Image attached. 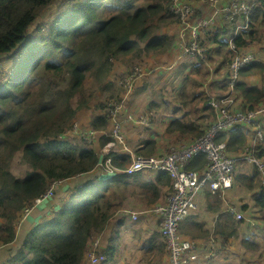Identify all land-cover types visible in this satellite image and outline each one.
<instances>
[{"label":"trees","instance_id":"16d2710c","mask_svg":"<svg viewBox=\"0 0 264 264\" xmlns=\"http://www.w3.org/2000/svg\"><path fill=\"white\" fill-rule=\"evenodd\" d=\"M139 1L0 0V56L15 58L3 73L0 72V246L4 249L0 252V261L6 259L5 264H87L92 236L109 228L114 213L129 196L138 199L143 206L152 207L167 202L173 191L169 171L146 170L129 174L124 170L130 164V154L111 151L113 153L107 156L110 155L120 169L116 174L87 177L71 188L66 197L54 203L49 214L41 216L28 230L23 241L17 243V225L24 210L32 206L35 198L52 182L61 180L64 184L95 170L101 147L108 141L102 133L112 127L110 103H121L122 114L136 92L135 81L128 89L119 84L125 74L113 75L114 68L121 66V59H146L143 63H148L151 62L148 58L157 55L158 60V56L163 55L162 58L169 61L172 54L173 64H184L177 74L187 72L190 65L195 64L189 57L179 58L181 50L173 35L179 19L168 10L170 0H147L142 5ZM54 4L57 13L51 20L38 22L40 14ZM248 23L249 28L235 39L240 47L237 49L245 54L249 45L255 43L253 45L263 51L264 0H255ZM235 53L230 50L225 54L227 64ZM134 64L144 66L142 62ZM134 64L127 70L131 72ZM239 74L234 96L239 99L237 109H256L264 105L262 52L244 63ZM256 76L261 77V87L250 82ZM189 78L192 77H184L185 80ZM202 79L207 80L205 74ZM89 80L109 91L107 101L91 99L87 94L92 85H87ZM199 82L201 80L191 84L195 94L189 101L188 86H183L185 102L173 108L166 127L172 137L167 148L194 141L214 122L215 109L209 104L210 98L197 90ZM115 83L117 88H114ZM189 102L193 104L192 114L177 115ZM91 107L95 113L84 115ZM145 113L150 114L149 109ZM124 128L127 131L140 129V124ZM261 129L264 130V125ZM87 130L100 132L99 142L97 139L91 144L90 138L80 132ZM254 131L252 127L234 125L221 129L215 139L225 142L227 151L239 160L234 185L244 186L253 193L255 206L264 216L262 174L255 162L247 160V156L255 155L264 161V143L252 148ZM143 138L136 154L149 157L166 153L164 147L169 139ZM247 149L256 152H245ZM241 155L243 159L238 158ZM15 162L24 167L20 173L15 171ZM241 162L244 166H240ZM207 164V154L201 152L185 164V169L203 172ZM246 164L251 170L245 169ZM228 192L230 190L225 194L212 192L207 188L201 208L214 219L209 221L208 215L201 217L198 209L184 219L180 233L201 240L215 234L220 239L218 252L224 253L230 239L238 236V228L245 222L225 210V205L234 204ZM239 208L248 210L249 206L243 204ZM125 220L122 217L118 224L124 225ZM120 237L119 228L103 247L107 260L116 258L120 248L116 241ZM247 237L242 238L241 243L247 250L260 251L262 259L264 237L261 241L255 235ZM154 243L156 254L165 252L167 255L164 240ZM230 255L231 252L225 253L223 259ZM206 261L202 264H219L215 258Z\"/></svg>","mask_w":264,"mask_h":264},{"label":"built area","instance_id":"2783aa9c","mask_svg":"<svg viewBox=\"0 0 264 264\" xmlns=\"http://www.w3.org/2000/svg\"><path fill=\"white\" fill-rule=\"evenodd\" d=\"M253 7L254 4L249 0H170L168 10L179 19L175 31L176 43L181 50L179 58L189 57L194 62L203 64L210 77L214 76L215 66L209 62L212 50H209L208 45L205 44L206 36H211L217 28L223 29L226 25L233 27L232 36L228 40V49L236 53L230 63L227 79L222 80V89L225 91L219 95L214 87L204 84L205 81L200 88L201 92H204L210 98L209 104L215 109L216 114L213 124L206 133L198 136L188 144L166 148L164 151L166 153L162 155L147 157L136 153L131 154V152L135 151L132 147H129L130 145H127V138L122 137L123 124L135 122L138 124L144 123L146 126L149 124V118L146 114H143L146 118L138 119L129 115L123 119L120 115L122 104L116 101L110 103L113 139H109L101 147V156L96 168L103 174H116L120 169L112 162V157L110 155L107 156L113 153L111 151H114L117 153L130 152L133 161L124 170L129 174L146 170H167L170 172L174 189L169 195L167 202L139 211L140 213L130 212L133 221L139 220L142 213H149L160 218L162 235L167 244L170 264H197L200 259L205 262L211 258L216 259L215 256L209 255L215 253V251H210L211 249L217 250L216 255H219V248H215L214 245L204 247L198 241L201 239L192 237H190L192 240L186 239L179 230L184 219L198 210L197 197L205 192L206 187L211 188L214 192L221 191L225 194L233 186L237 158L227 151L225 142L215 139L216 135L221 129L241 124L255 129L252 141L254 145L264 138V131L261 129L262 125H253L254 122L264 117V106H260L257 109L238 110L239 99L236 101L234 97L240 67L242 64L254 59L257 54L256 50L251 49H248L247 53L242 54L234 42V38L239 34L240 30L248 27V23L240 18L241 15H245L248 18ZM198 13H202V15ZM1 69L0 67V71ZM147 71L145 66L134 64L131 72H127L119 80V84L129 89L128 84L131 80L149 74ZM127 111L131 110H125V112ZM75 129L78 130L77 124ZM80 132L85 134L86 138H90V143L98 136L94 130ZM201 152L206 153L208 158V164L204 171L185 169V164ZM242 157L243 155L238 158ZM247 158L255 162L262 172L264 184L263 159L256 158L253 155H249ZM62 184L63 181L61 180L52 182L45 192L35 198L34 204L24 210L18 222V229L22 227L24 221L29 218L31 212L39 204L56 194L57 189ZM229 208L232 211L235 210L232 206H229ZM236 216L238 219L245 218L242 212H236ZM248 221L251 226L256 225L255 219L249 218ZM220 254L223 256L222 252ZM208 255L211 257H208ZM86 257H88L87 264H105L108 262L103 247L101 246L100 250H98V241L94 240H92V246L88 250Z\"/></svg>","mask_w":264,"mask_h":264},{"label":"rangeland","instance_id":"374dc122","mask_svg":"<svg viewBox=\"0 0 264 264\" xmlns=\"http://www.w3.org/2000/svg\"><path fill=\"white\" fill-rule=\"evenodd\" d=\"M146 1L147 0H140L139 4L142 5ZM55 4L52 6H49L48 8L45 9V11H43L40 14L38 22L48 23L51 20V18L57 13L56 12L57 9L54 7ZM175 31H176V28L174 29L173 32ZM26 46H28V44ZM257 48H259V46ZM6 56L7 55L0 56V66L2 67V71H0L1 73H3L6 70V66L13 63V61L15 60V58L10 60ZM162 56L163 55L158 56L159 59L156 60L157 55H154L151 58H148L149 61H151L148 63H143V62H146V59H142V60L138 58H132L129 60H127V58L121 59L120 65L122 67L121 66L115 67L113 70V75H118L120 73L126 74L127 72H130L127 69L131 64L142 62V64L148 70L147 72H149V74L147 76L143 75L145 77H142L141 80H140L141 77H139L138 79L131 80V82L135 81L134 87L136 90V92L133 95L134 98H132V100L130 101V105L128 108V109H131V111L122 112V114L120 113V115L123 119L127 118V116L129 115L135 116L138 119H142V118H146V116H143V114H146L145 113L146 110L149 109L150 114H146V115L152 119L151 125H149L150 127H147L146 129V127H143L144 123H141L140 130L143 131L146 129L148 130V133L150 136H156V137L161 136L162 138L168 139L169 137H171V133L166 132L165 122H167L168 119H165V118L170 119V115L171 117L173 115V112H172L173 108L185 102L183 98V85L188 86L187 88V94L189 96L188 101L195 94L193 90L191 89V84L194 83V81L197 82V78L194 79L192 77V78L185 80L184 77L186 75H190V71H193L195 72V74L197 73L201 75L200 80L201 82H203L202 77L205 71L202 70L201 73H198L197 72L198 70L194 67V65L191 64L190 65L191 69L189 70L187 69L188 73L185 72L184 70L180 74H177V70L182 69L184 64H180L179 66L178 64L177 65L173 64L172 54L169 56V61L164 60ZM263 60H264V56H263ZM191 61H194V60H191ZM198 67L202 68L200 65H198ZM131 82L128 84V87H130ZM91 83L92 81L89 80L87 85L89 86L91 85ZM115 87L117 88V83L114 84V88ZM87 94L91 95V99L93 101H98V100L107 101L109 97L108 95L109 91L102 90L101 88H99V85L97 82L92 83L90 90H88ZM192 105H193L192 102L191 103L189 102L188 107L184 106L183 111L181 112L179 111L177 115H179L180 117L187 116L186 115L187 113L191 115L193 112ZM94 111L95 110L91 107L87 109L86 112H84V115L92 116L95 113ZM131 126H132L131 123L123 124V127L129 128ZM112 131H113V127H111L110 130H107L102 134H105L106 137L110 136V140H111L113 139ZM132 132H133V128H129V131H127L126 128H122V131H121L122 137L128 139L127 145L128 146L132 145L136 149L137 146H135V144L136 143L138 144L136 140L138 139L139 135L136 134L134 138L130 139L129 133H132ZM98 133L100 132H97V134ZM97 139L99 142V138L98 136H96V139H94V141L91 144L95 143ZM97 145L98 144H96V146ZM128 153L130 154V152ZM132 153H135V152H131V154ZM131 154H130V157H131L130 164L133 161V157L131 156ZM241 165L244 166V163L241 162L240 166ZM249 166L250 165L246 164L245 169L251 170ZM252 167L253 166H251V168ZM23 169L24 167H21V165H18V163L15 162L16 173H20L21 171H23ZM97 172L100 173L101 171L98 170ZM95 173H96V170L95 172L92 173V175L93 174L96 175ZM237 173H238V168H236L235 175ZM228 194L233 197V203L236 205L237 209L240 210L239 205L242 206L243 204H247L249 208L248 210H244V211L248 215L254 216L257 223L255 226H251L245 221L241 226H239L238 236L230 239L231 241L228 243V247L223 253V256L221 254L216 255L217 250L215 249H211L210 251H215V253H211L209 255L215 256L216 261H218L219 264L227 263V261L234 262L235 264H264V257L261 259L260 251H257V250L251 251L250 249L247 250L245 246L241 243L242 238H248L247 236H250V235H255L256 238L260 241L264 237V216H263V213L260 212L255 206L253 193L248 188L235 184L234 187L230 190V192H228ZM130 198H134V197L129 196L128 199ZM204 199H205V196L199 198L200 208H198L199 212H201L200 216L203 218H204V215H208L206 214L205 210L201 208V201ZM148 208L150 207H145L140 210H133V212L143 211ZM122 213H123L122 210H118L114 216V218L117 219V222L115 219L113 221L114 223L111 222V225L109 226V228L106 231H104L105 233L99 234V235L96 234L92 238V240L98 241V250H100L101 246L105 247L107 245V243L109 242L110 236L112 234H115L119 228L121 229V237L119 238L120 240L117 239L116 241V243H118V246L120 247L117 254L115 255L116 258L111 261L108 260V262L105 264H154L153 260L161 258L162 256V254H156V249L153 251L149 249L152 239L154 240L162 239L161 235L157 234V232L160 231V229L157 228L156 222L153 221L152 218H144L141 221H136V222L127 220L123 226H120L118 224V221L122 218L120 217ZM207 217L209 221H212V219H214L212 214H210V216L208 215ZM184 238L192 240V238L190 237H184ZM218 238L219 236L212 234L207 238V240L203 239V240H198V241L201 244H203L204 247H211L212 245H214L215 248H218L217 244L220 242L219 241L220 239ZM253 238L254 237H250V239H253ZM0 252L1 253L4 252V249H2V246H0ZM230 252H231V255L228 258L223 259L224 254L230 253ZM209 255L208 257H211ZM165 260L158 261L156 264H170L168 259L165 258ZM5 261L6 259H2L0 261V264H5L4 263ZM87 261H88V257H87ZM204 262L205 261L203 259H200L197 264H202Z\"/></svg>","mask_w":264,"mask_h":264},{"label":"crops","instance_id":"0c3cea01","mask_svg":"<svg viewBox=\"0 0 264 264\" xmlns=\"http://www.w3.org/2000/svg\"><path fill=\"white\" fill-rule=\"evenodd\" d=\"M214 34V33H213ZM205 44L208 45V49L212 50V54H210L209 57V62L210 64H212L213 66H215V73L214 76H209L208 72L206 71V68L203 64H200L198 62H193L194 67L196 69H200L201 71L204 70L207 80H203V82L205 81L204 84H209L210 86L214 87L215 90L218 92L219 95H221L225 90L222 89V80H224V76H226L227 78V71H228V64L226 62V58H225V54H226V49L222 48L219 44H217L214 40H213V35L212 36H206L205 39ZM263 56H264V51H261ZM198 65H200L202 68L198 67ZM120 66V65H119ZM200 75V74H199ZM191 77H196L197 75H193L192 72L190 73ZM199 79L201 77L197 76ZM260 77V76H259ZM258 76L253 77L250 79V82L253 81L255 83H257L259 86L261 84V81L259 79ZM203 78V77H202ZM261 78V77H260ZM209 80V81H208ZM208 81V83H206ZM248 81V80H247ZM249 82V81H248ZM261 87V86H260ZM132 126L135 125L136 123L131 122ZM156 126V125H155ZM147 129V127H146ZM143 130L141 132L140 129H133L132 133H129V138L132 139L136 136V134L139 135L138 139L136 140L139 144H142V138H147L149 136L148 130ZM140 130V131H139ZM152 131V130H151ZM146 136V137H145ZM143 138V139H144ZM161 139H163L161 136L159 137ZM169 140L167 141L166 146L164 147V149H166L170 144H171V140L172 137L168 138ZM139 144H135V146H137L136 148H138V146H141ZM132 146V145H131ZM100 174H102L100 172ZM92 173L90 175H83V176H76L75 180H73V178L71 180H68L66 183L62 184V186L59 187V189L57 190L56 194L44 201L42 204H40L39 206H37L32 212L31 215L29 216V218L24 221L22 227L19 230V234L17 237V243H20L23 241L26 233L28 232V230L30 228H32L41 218V216L45 215V214H49L55 207V202L58 201L61 198H64V196L66 197L69 193V190L73 187H75L76 185H79L82 183V181H84V179H86L87 177H91ZM99 175V174H98ZM55 203V204H54ZM146 206H143L140 201L138 199L135 198H130L122 204V206H120L118 210H124L122 215L120 217L126 218L125 222L129 220V216L130 212L133 210H140L142 208H145ZM117 211L115 212V214L117 213ZM144 218H152L153 221L156 222V226L159 229V218H157L156 216H153L151 214L148 213H142L139 221H141ZM116 218L112 219L111 222H113ZM117 222V219H116ZM114 223V222H113ZM125 224V223H124ZM161 230V229H160ZM157 234L159 235V231L157 232ZM184 237H190V236H185ZM155 241H160V240H154L152 239L151 241V245L149 246V249H151L152 251L155 250V246L156 244L154 243ZM155 254V253H154ZM165 258L167 259V255L164 252L161 256V258L155 259L153 260V263L156 264L158 261H163L165 260ZM166 261V260H165ZM168 261V260H167ZM85 264V263H84Z\"/></svg>","mask_w":264,"mask_h":264},{"label":"clouds","instance_id":"9594fccd","mask_svg":"<svg viewBox=\"0 0 264 264\" xmlns=\"http://www.w3.org/2000/svg\"><path fill=\"white\" fill-rule=\"evenodd\" d=\"M249 1H251L253 4H255V0L254 1H252V0H249ZM254 8V7H253ZM253 10V9H252ZM252 10H251V12H250V14L252 13ZM250 14H249V16H250ZM241 19H243L244 20V22H247L248 23V19H249V17L248 18H246L245 17V15H241V17H240ZM249 28V23H248V27L247 28H243V29H241L240 30V32H239V34L234 38V42L236 43V41H235V39L238 37V36H240L241 34H243V30H246V29H248ZM232 29H233V27L231 26V25H226L223 29L222 28H217V30L216 31H214L213 33H212V35H213V40L217 43V44H219L222 48H224V49H226V53L228 52V51H230V49H228V40H229V38L232 36ZM173 35H174V42L176 43V33L175 32H173ZM211 35V36H212ZM253 44H255V43H253ZM253 44H250L249 45V47H250V49L251 50H256V52L258 53L259 51L261 52V50H260V48H257L258 46L256 45V46H254ZM236 45H237V43H236ZM238 47V46H237ZM238 48H240V47H238ZM209 50H211V49H209ZM232 51V50H231ZM257 55V54H256ZM234 57H235V55H234ZM234 57H233V59H234ZM226 58V57H225ZM190 59V58H189ZM232 59V60H233ZM190 60H192V59H190ZM232 60H231V62H232ZM253 60V59H252ZM251 61V60H250ZM230 62V63H231ZM230 63L228 64V71H229V66H230ZM247 63V62H246ZM243 65V64H242ZM1 67V66H0ZM2 68V67H1ZM191 69V68H190ZM240 69H241V67H240ZM1 71H2V69H1ZM228 71H227V77H228ZM192 72V74L193 75H197V76H199L200 77V75L199 74H195V72H193V71H190V73ZM239 72H240V70H239ZM148 75V74H147ZM146 75V76H147ZM240 75V74H239ZM194 77V79L195 78H197V81L198 80H200L198 77ZM142 77H145V76H142ZM142 77L140 78V79H142ZM239 77V76H238ZM224 79H227L226 78V76H224ZM237 82V81H236ZM199 84L200 85H198V88H197V90L199 91V92H201V90H200V88H201V86H202V84H203V82H199ZM184 86V85H183ZM236 88V87H235ZM235 93V92H234ZM262 106H264V105H262ZM259 108V107H258ZM257 109V108H256ZM129 110H131V109H129ZM148 110V109H147ZM145 112V111H144ZM149 118V117H148ZM165 119H168V121L167 122H165V126L167 127V125L169 124V118H165ZM165 119H164V121H165ZM263 119V120H262ZM151 121H152V119L151 118H149V124L148 125H144L145 127H150L149 125H151ZM260 122V123H259ZM128 123H131V122H128ZM127 123V124H128ZM133 123H135V122H133ZM136 124H138V123H136ZM257 124H260V125H264V117H262V118H260L259 120H257L256 121V125ZM264 131V130H263ZM150 136V135H149ZM254 136V135H253ZM153 137H155V138H158V139H161V138H159V137H156V136H153ZM110 139V137H108V140ZM253 141V140H252ZM264 143V138H263V140L262 141H260L258 144H256V145H254L253 144V142L251 143L252 144V148H257L258 146H260L261 144H263ZM131 146V145H130ZM132 147V149H134V151L137 149H135L133 146H131ZM139 147V146H138ZM242 152V151H241ZM245 152H256L255 150H247V151H245ZM254 157H256L255 155H254ZM257 158V157H256ZM248 160V159H247ZM236 168H237V165H236ZM95 170H96V175H100V176H102V177H105V176H107V175H114V174H100L99 172H97L98 170H97V168H95ZM95 170H93L92 171V173L93 172H95ZM258 170H259V168H258ZM143 172H145V171H143ZM261 174H262V172H261ZM94 176V174L91 176V177H93ZM262 178V183H263V175H261V177H260V179ZM235 179H236V177H234V182H235ZM233 185H234V183H233ZM206 188H209V187H206ZM232 188H233V186H232ZM232 188H230L229 190H231ZM263 188H264V184H263ZM211 189V188H210ZM212 190V189H211ZM212 192H214V191H212ZM172 193V192H171ZM205 193H206V190H205V192L203 193V194H201V195H199L198 197H197V203H198V206H199V198L200 197H204L205 196ZM42 204V203H41ZM40 205V204H39ZM38 205V206H39ZM229 206H232V207H234V211H232L230 208H229ZM199 208V207H198ZM225 210H229L230 212H232L233 214H235V216H236V212H242V211H244V210H239V209H237L236 208V205L235 204H228V205H225ZM124 211V210H123ZM245 212V211H244ZM149 214V213H148ZM244 215H245V218H242V219H244L248 224H250L249 223V221H248V219L249 218H253V219H255L254 218V216H250V215H248L246 212L244 213ZM114 216H115V213H114V215H113V217H112V219L114 218ZM129 216V220L130 221H133L132 219H131V215H128ZM154 216V215H153ZM157 218H159V217H157ZM236 218H237V216H236ZM111 219V220H112ZM160 219V218H159ZM238 219V218H237ZM27 220V219H26ZM25 220V221H26ZM240 220V219H239ZM137 221H139V220H137ZM159 221H161V220H159ZM255 221H256V219H255ZM133 222H136V221H133ZM110 223H111V221H110ZM109 223V224H110ZM256 223H257V221H256ZM108 224V225H109ZM123 226V225H122ZM255 226V225H254ZM17 229H18V225H17ZM159 229H161L160 231H159V234L161 235V237H162V239L161 240H164V238H163V235H162V223H161V226H160V228ZM18 230H20V229H18ZM103 233H105L104 231L103 232H99V233H95L93 236H92V238L96 235V234H103ZM17 234H18V232H17ZM166 243V242H165ZM167 245V244H166ZM166 249H167V246H166ZM169 252H168V250H167V259L169 260ZM170 262V261H169Z\"/></svg>","mask_w":264,"mask_h":264},{"label":"bare ground","instance_id":"6f19581e","mask_svg":"<svg viewBox=\"0 0 264 264\" xmlns=\"http://www.w3.org/2000/svg\"><path fill=\"white\" fill-rule=\"evenodd\" d=\"M187 218V217H186ZM216 243V242H215Z\"/></svg>","mask_w":264,"mask_h":264}]
</instances>
